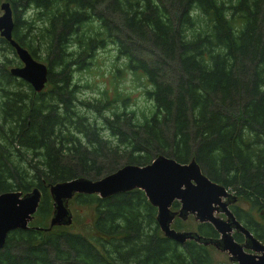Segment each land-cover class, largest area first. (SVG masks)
<instances>
[{"label": "trees", "instance_id": "16d2710c", "mask_svg": "<svg viewBox=\"0 0 264 264\" xmlns=\"http://www.w3.org/2000/svg\"><path fill=\"white\" fill-rule=\"evenodd\" d=\"M2 1L13 10V38L47 63L48 88L35 92L10 74L17 56L0 37L14 56L0 53V193L41 190L29 227L8 233L0 264H212V246L163 234L156 207L138 188L105 198L75 194L69 205L93 209V236L40 229L49 225L50 184L99 179L158 155L194 158L247 203L234 213L264 240V223L252 214L264 219V0ZM109 46L146 79L148 111L104 116L100 100L76 97L73 72ZM80 109L99 113L103 127ZM185 224L175 217L171 226ZM196 231L218 235L208 222Z\"/></svg>", "mask_w": 264, "mask_h": 264}, {"label": "water", "instance_id": "95a60500", "mask_svg": "<svg viewBox=\"0 0 264 264\" xmlns=\"http://www.w3.org/2000/svg\"><path fill=\"white\" fill-rule=\"evenodd\" d=\"M0 11V36L14 47L21 63L12 66L9 72L27 82L35 92H40L48 82V65L36 59L12 38L14 20L8 1L0 2ZM135 188L141 189L149 203L156 207V221L166 237L180 244L194 240L205 246H213L228 253L231 264H264V242L228 209V205L236 201V195L202 173L194 158L181 163L158 155L146 165L124 164L99 179L78 176L52 183L48 188L52 200L49 225L40 229L70 226L73 215L69 201L77 193L97 194L105 198ZM40 200L41 190L37 187L26 193L19 190L0 193V249L10 231L29 227ZM174 201L179 203L178 210L171 209ZM219 211L226 214V219L215 214ZM189 215H193L199 223H210L218 237H207L193 230H177L171 226L176 216L186 220ZM233 231L243 233L244 241H236Z\"/></svg>", "mask_w": 264, "mask_h": 264}, {"label": "rangeland", "instance_id": "374dc122", "mask_svg": "<svg viewBox=\"0 0 264 264\" xmlns=\"http://www.w3.org/2000/svg\"><path fill=\"white\" fill-rule=\"evenodd\" d=\"M32 12V9L26 10L24 13L25 18L30 19ZM0 53L5 54L8 58H14L5 47L0 48ZM14 59V63L10 64L7 69L21 65L18 58ZM73 81L77 84L76 97L79 100L90 102H98L100 100L102 115L104 116L110 114L111 110L117 109H133L139 114L142 111H148L153 105L144 93L146 79L142 75H133L126 70L123 60L117 56L116 51L111 46L100 49L86 66L74 71ZM44 88L47 89L48 86ZM22 91H25V89ZM80 112L89 119L94 120L98 127H103V117L99 113L85 109H80ZM103 134L107 135L105 131H103ZM235 205L248 209L247 203L241 198H238ZM69 207L73 217L72 224L68 227L71 230L93 236L94 231L91 224L93 217L92 207L77 206L74 203H71ZM171 209L175 210L174 208ZM252 214L258 221L264 223V219L259 216L257 211H253ZM49 218L50 216L47 219V224ZM185 222V226L180 230H196L198 222L192 215ZM210 253L212 264H231L228 253L221 252L214 247H211Z\"/></svg>", "mask_w": 264, "mask_h": 264}, {"label": "flooded vegetation", "instance_id": "af4514ba", "mask_svg": "<svg viewBox=\"0 0 264 264\" xmlns=\"http://www.w3.org/2000/svg\"><path fill=\"white\" fill-rule=\"evenodd\" d=\"M235 193V192H234ZM236 195V201L234 202V203H232V204H230V205H228V209H230L233 213H234V207L236 206L235 204H236V202L238 201V195L237 194H235ZM218 217H220V218H222V219H226V214L224 213V212H222V211H219V212H216L215 213ZM234 215H235V213H234ZM190 216V215H189ZM194 217V216H193ZM235 217H236V215H235ZM237 218V217H236ZM243 224V223H242ZM235 234L237 235V237L235 236ZM233 235H234V239L236 240V241H238V242H243L244 241V234L243 233H241V232H237V231H233ZM217 237H218V235H217ZM259 239V238H258ZM260 240V239H259ZM261 242H264V240H260ZM246 251H249V252H251L250 250H246Z\"/></svg>", "mask_w": 264, "mask_h": 264}, {"label": "bare ground", "instance_id": "6f19581e", "mask_svg": "<svg viewBox=\"0 0 264 264\" xmlns=\"http://www.w3.org/2000/svg\"><path fill=\"white\" fill-rule=\"evenodd\" d=\"M11 7V6H10ZM11 10H12V8H11ZM0 13H1V11H0ZM12 15H13V20H14V14H13V10H12ZM14 25H15V21H14ZM14 28V27H13ZM13 31V30H12ZM0 37H2V36H0ZM3 38V37H2ZM12 38H13V35H12ZM4 40H6L5 38H3ZM7 41V40H6ZM8 42V41H7ZM9 43V42H8ZM9 45H10V43H9ZM11 46V45H10ZM12 47V46H11ZM12 48H14V47H12ZM15 51V50H14Z\"/></svg>", "mask_w": 264, "mask_h": 264}]
</instances>
